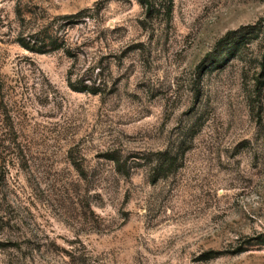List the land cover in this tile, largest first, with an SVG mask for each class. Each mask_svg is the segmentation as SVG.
Returning <instances> with one entry per match:
<instances>
[{"label":"rangeland","instance_id":"obj_1","mask_svg":"<svg viewBox=\"0 0 264 264\" xmlns=\"http://www.w3.org/2000/svg\"><path fill=\"white\" fill-rule=\"evenodd\" d=\"M0 264H264V0H0Z\"/></svg>","mask_w":264,"mask_h":264},{"label":"trees","instance_id":"obj_2","mask_svg":"<svg viewBox=\"0 0 264 264\" xmlns=\"http://www.w3.org/2000/svg\"><path fill=\"white\" fill-rule=\"evenodd\" d=\"M149 3V0H146ZM24 48L30 50V51H38V52H44L43 49H34V47H31L30 45L26 43H20Z\"/></svg>","mask_w":264,"mask_h":264}]
</instances>
